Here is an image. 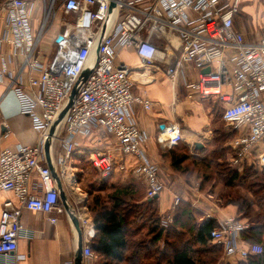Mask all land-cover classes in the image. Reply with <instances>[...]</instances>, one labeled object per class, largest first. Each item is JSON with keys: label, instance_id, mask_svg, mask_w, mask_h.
Returning a JSON list of instances; mask_svg holds the SVG:
<instances>
[{"label": "built area", "instance_id": "1", "mask_svg": "<svg viewBox=\"0 0 264 264\" xmlns=\"http://www.w3.org/2000/svg\"><path fill=\"white\" fill-rule=\"evenodd\" d=\"M0 1V82H8L21 114L31 118L40 135L36 145L6 147L0 154V191L12 192L17 199V205L10 200L3 204L0 264L26 260L18 252L19 241H32L35 231L22 223L24 212L51 216L65 211L46 164L45 145L83 77L85 83L52 140L62 145L57 174L83 231L84 260L97 257L90 248L94 223L80 211H86V199L73 165L78 137L105 130L116 139L121 154L135 159L134 173L143 179L147 197L153 199L164 191L161 167L152 163L145 149L149 135L131 115L134 104L149 111L153 103L146 94L134 95L135 71L120 62L123 50L135 51L143 74L162 73L175 86L181 77L189 100L219 98L224 105L222 120L239 132L230 144L239 150L233 165L240 167L256 155L264 169V35L249 42L236 28L244 0H116L112 13L113 0H64L59 11L76 18L59 35L62 41L57 42L51 61L42 57L40 48L58 0ZM39 12L44 20L37 25ZM187 67L197 71V79L189 78ZM206 69L210 72L204 73ZM183 137L181 126L172 122L161 128L158 142L171 149ZM84 157L99 173L98 183L112 178L117 169L128 170L126 165L117 167L110 148L91 149ZM180 201L177 197L174 203ZM57 220L49 218L51 223ZM171 222L167 218L161 225L167 228ZM249 228L233 216L218 221L211 240L222 246V259L246 260L262 253V245L243 241Z\"/></svg>", "mask_w": 264, "mask_h": 264}, {"label": "crops", "instance_id": "2", "mask_svg": "<svg viewBox=\"0 0 264 264\" xmlns=\"http://www.w3.org/2000/svg\"><path fill=\"white\" fill-rule=\"evenodd\" d=\"M245 1L253 3V5L249 4L250 7L256 6L255 10H260L258 0ZM247 9L249 10V8ZM240 13L243 18H236V28L244 34L247 41L255 42L259 37L264 35V20H259L257 17L254 24L251 19L249 20L248 13L247 15L245 13L243 14L242 11H240ZM262 17L264 18V13L261 14V18ZM71 18L72 21H75L74 19L76 16L71 15ZM244 19L247 20L244 21ZM58 28L59 27H57L54 32H50V34L47 35L46 44L49 46H53L54 43L57 42L61 34V32H58ZM51 53V49L47 50L46 58L49 61H51L52 58V56H50ZM176 54L179 56L180 52H176ZM120 62L125 63L135 71L134 78L136 83L133 90L134 95L142 96L146 94L153 103L149 111H146L141 105L134 104L131 109V115L132 118L140 124L139 126L148 133L149 140L145 145V149L152 163L158 164L162 170L161 180L164 184V191L154 198L157 200L158 212L162 218L161 223L167 218L172 221L167 228L173 223L174 214L180 202H186L191 208L202 213V220L214 219L218 223V221L223 220L225 217L233 216L238 218V207L236 208V206L232 204H217L213 199V195H209V193L203 191V182L206 178L204 177L205 174L203 172L200 173L198 170L196 171V165L200 164L199 161H204L208 158L212 150V128H214L213 123H210L212 122V110H208V107H206L204 103L206 102L205 100L208 99L197 100L196 97L193 101L189 100L186 97L187 95L181 77L175 86V84L162 73L156 74L155 76L143 74L141 61L134 50L129 49L121 51ZM16 65L17 64L14 63V69ZM1 68L2 61L0 57V69ZM187 68L186 74L189 78L191 80L197 79V71L191 67ZM212 98H216L217 104L219 102V104L223 106L219 98ZM172 122H176L181 126L184 134V141L178 146L168 149L164 148L158 142V136L161 128ZM59 133H62V129L59 130ZM238 134L239 132L236 131V136L234 137H237ZM39 137V133L32 128L31 118L21 114L17 100L13 91L9 88L8 82H0V154L6 147L15 148L20 145H36ZM77 139L79 142L78 151L74 155L73 165L77 170L79 183L84 185V183L87 181L89 182L90 179V176L85 173L83 167H80L84 154L95 148H110L118 159L117 167L122 164L126 165L128 168L126 172H120L117 169L112 177V181L109 179L112 182L111 190L116 186H127L133 183H140L144 187L146 199L152 200L147 197V187L143 179L137 177L134 173L136 168L134 163L135 159L125 156L118 151L117 141L112 135L105 130H96L90 137H78ZM52 143L50 157L55 171H57L58 158L62 155V145L58 140H52ZM197 145H200V148H197ZM186 153L191 158L184 166L186 170L184 172H177L172 167V157L174 155ZM250 160L251 158L247 163H249ZM108 181L107 183H109ZM177 197L181 198V201L175 204V198ZM8 200L17 205V199L12 192L0 191V218L3 204ZM75 209L76 211L79 210L78 208ZM64 210L63 214H53L51 216L45 213L24 212L22 223L26 227L34 229L35 235L32 241L27 239H20L19 241L18 252L22 255H26V260L21 264H75L79 237L65 207ZM80 211L81 213H85V210L82 208ZM208 215H210L211 218H208ZM50 217H57V222L51 223L49 221ZM84 245L83 239V246ZM163 245L164 241L161 243L162 247ZM239 261V258L231 260L222 259L219 264H237ZM83 263L98 264V259L89 261L84 260Z\"/></svg>", "mask_w": 264, "mask_h": 264}, {"label": "trees", "instance_id": "3", "mask_svg": "<svg viewBox=\"0 0 264 264\" xmlns=\"http://www.w3.org/2000/svg\"><path fill=\"white\" fill-rule=\"evenodd\" d=\"M212 130V150L208 158L199 161L200 167L206 170L215 164L219 169L229 168L228 155L235 150L230 143L236 131L221 126ZM190 159L187 153L174 155L172 167L177 172H184V166ZM204 177L207 180L209 174L206 173ZM221 177L229 188L249 182V194L228 197L238 207V219L254 224L243 232V241L263 246L261 254L250 255L237 264H264V169L252 156L241 172L225 170ZM157 205V200L146 199L140 183L116 186L106 199L100 195L93 196L88 206L94 213L95 227L90 248L98 264L217 263L223 248L211 240V233L218 225L216 220H202V213L186 202H180L173 223L167 229L162 228Z\"/></svg>", "mask_w": 264, "mask_h": 264}, {"label": "rangeland", "instance_id": "4", "mask_svg": "<svg viewBox=\"0 0 264 264\" xmlns=\"http://www.w3.org/2000/svg\"><path fill=\"white\" fill-rule=\"evenodd\" d=\"M63 1L64 0H58L56 2L55 11H53V13H55V15L52 13L53 15L51 17V20L49 21V23L46 27V32H45L46 34L41 41L42 44H41V48H40L41 49L40 53L42 54V57L44 56L43 58H45V59H47L46 58L47 57V50H49V49L52 50V53L50 55V56H52L56 50V46H54V45H57V42H55L53 46H49L48 44H46L47 35H49L50 32H54L57 27H59L58 32L62 33L65 30L66 26L70 25L71 21H72L71 17H69L68 15H65L59 11L61 4H63ZM249 4L253 5V3H251V2L248 3L247 1L244 0L243 5L241 7V11L243 12V14L245 13L247 15V13H248L249 20L251 19L254 24H255V19H257V17L259 20H264L263 17L261 18V14L264 13V0H258V6H259L260 10H255L256 6H252L253 7L252 8V7H250ZM247 8H249V10ZM241 15L242 14L240 13L239 15H237V17L243 18V16H241ZM42 16L44 17L43 13L39 12L37 17L40 21H38L37 25H40V23L43 22L44 19L43 18L41 19ZM246 18H247V16H246ZM245 20H247V19H244V21ZM254 28H255V26H254ZM205 101L206 102H204V103H205L206 107H208V110H210V109L212 110V113H211L212 122H210V123H213V127L221 126V127L226 128V129L227 128L230 129L228 127V125L225 124L222 120V112H223L224 105L221 106L219 104V102L217 104L216 98H210V99L205 100ZM212 136H213V130H212ZM238 154H239V150L235 149L231 155H228L227 160H228V163L230 164L231 168L226 167L225 169L224 168L219 169L217 167V165L211 164V166H209V168L205 170L204 168L200 167V164L196 165V171L198 170L200 173L203 172L204 174H206V173L209 174L208 179L204 180V182H203L204 183V190L203 191H205L206 193H209V195H213L214 196L213 199H214V201H216L217 204L223 203V204H232L233 206H236V204H233L234 200H232L228 197L229 195L230 196H236V195H239L241 193H245V195L249 194V191L247 188L249 186V182H246L245 184L240 183V185L241 184L242 185L237 187V188L236 187L229 188V187H227L225 180H223V178L221 177L223 175V173L225 172V170H232L233 169L235 171L241 172L244 169V167L247 165V162H244L240 167H236L233 165V161L236 160ZM253 156L256 158V155H253ZM254 160L256 161V159H254ZM80 167L81 168L83 167L85 173H87V175L90 176L89 182L87 181L86 183H84V185L80 184V188H81L80 192H81V194L84 195V197L86 199V206H84V207H86L85 212L87 213L88 218L94 223V221H93L94 213L88 207L89 203H91V199H93V196H95V195L103 196L104 199L107 198V196L111 193V184H112L111 181L113 178H109V179H111V181L109 179H108L109 181L107 180L109 183H107V181L106 182L104 181V183H98L99 182L98 181L99 173L97 172V170H95V168L91 164V162L85 157H83V161L80 164ZM220 174H221V176H220ZM89 184H90V186H89ZM88 192H90V193H88ZM236 208H237V206H236ZM244 223H247L249 226L254 225L250 221L249 222L244 221ZM222 257H223V254L221 255L220 259L217 261L216 264H219L220 261H222Z\"/></svg>", "mask_w": 264, "mask_h": 264}, {"label": "water", "instance_id": "5", "mask_svg": "<svg viewBox=\"0 0 264 264\" xmlns=\"http://www.w3.org/2000/svg\"><path fill=\"white\" fill-rule=\"evenodd\" d=\"M113 3H111V7H110V12L109 13H112L113 10L116 8V0H113L112 1ZM62 41V38L59 37L57 42L60 43ZM99 44H98V49H97V56H98V53H99ZM210 70L209 69H206L204 71V73H209ZM85 80H86V77H83L79 83L77 84L76 88L74 89L67 105H66V108L64 110V112L62 113V115L60 116L59 118V121L54 125V127L52 128L53 130H51V133H50V138L48 139L46 145H45V155H46V160H47V164L49 166V168L51 169L52 171V174H53V177H54V180L58 186V189L60 190V193H61V201H62V204L63 206L65 207L67 213L69 214L71 220H72V223L77 231V234H78V247H77V252H76V258H75V264H84V259H83V250H84V246H83V231L81 229V226H80V222H79V219L77 217V215L75 214L72 206H71V203L69 202L68 200V196L66 194V192L64 191L63 189V186H62V182L57 174V171H55V168L53 166V163L51 161V153H50V149H51V146H52V137L54 136V133L57 129V126L60 124V122L63 120V118L65 117L66 113H68V109L72 103V101L74 100V98L79 94V91H80V88H82L81 86L84 85L85 83ZM163 128V127H162ZM197 148H200V145H197Z\"/></svg>", "mask_w": 264, "mask_h": 264}, {"label": "bare ground", "instance_id": "6", "mask_svg": "<svg viewBox=\"0 0 264 264\" xmlns=\"http://www.w3.org/2000/svg\"><path fill=\"white\" fill-rule=\"evenodd\" d=\"M111 23H112V22H111ZM94 61H95V58H94V56H93V58L91 59V62H90V66L93 65Z\"/></svg>", "mask_w": 264, "mask_h": 264}]
</instances>
